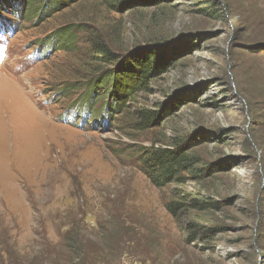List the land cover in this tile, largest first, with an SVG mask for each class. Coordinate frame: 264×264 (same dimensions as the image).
I'll return each mask as SVG.
<instances>
[{
    "label": "rangeland",
    "instance_id": "obj_1",
    "mask_svg": "<svg viewBox=\"0 0 264 264\" xmlns=\"http://www.w3.org/2000/svg\"><path fill=\"white\" fill-rule=\"evenodd\" d=\"M3 19L0 264H68L70 228L109 253L97 264H264V0H72L32 22ZM57 31L78 40L34 56L35 39ZM98 36L118 63L96 61ZM149 48L163 64L120 92V67ZM101 82L123 103L113 126L47 98ZM174 140L202 171L157 187L144 159ZM197 200L201 212L168 210ZM119 224L128 233L111 247Z\"/></svg>",
    "mask_w": 264,
    "mask_h": 264
},
{
    "label": "trees",
    "instance_id": "obj_2",
    "mask_svg": "<svg viewBox=\"0 0 264 264\" xmlns=\"http://www.w3.org/2000/svg\"><path fill=\"white\" fill-rule=\"evenodd\" d=\"M34 1L35 0H0V15L11 12V15L18 23L32 22L33 20L42 19L52 15L61 8L67 7L72 0H39V4L30 6ZM28 16L34 17L28 20ZM5 21L4 19L0 21V25ZM73 36V34H69L68 32L57 31L53 34L35 39V44H37L35 52L45 57V61L50 60L48 56L61 50V48H66L67 44H75V41L78 39L73 38ZM93 45L94 55L100 58L98 60L96 59L97 62L106 65L118 63V56L112 54V52L108 50V46L101 36L94 39ZM163 54V50L149 48L131 55L130 59L124 62L118 74L115 76L116 80L119 81L117 89H119L120 92H124L123 85L130 86L134 84V89L141 86L140 83L143 81L141 78H146L154 74L152 73V68H156V65L160 63V61V64H163L162 61L165 59H158L159 56ZM108 87L109 86L101 82L91 86L85 92L81 91L71 94V85H60L58 88L53 87V90H51L53 93H49L48 95H52V98H50L52 100H56L58 96L60 99H67L70 104L62 109L65 110V112L78 110L81 114L88 116V119L93 120L92 123L95 125H97L95 121H103L102 123L105 125L110 123L111 126H113L117 115L121 111L123 103L122 100L112 92H110V97L104 98L100 95L102 92L105 93L108 91ZM43 91L48 92V89L45 87ZM135 91L132 93L133 95ZM139 114L142 123L147 125L153 124V120L157 118V112L153 110H140ZM173 144L171 148H156L150 151L148 156L144 159V169L157 187H163L174 181H186L185 177L181 176L182 173L199 176L198 173L200 170L202 171V169L198 168V166L202 164L200 155L189 153L186 141L174 140ZM185 205L191 208L193 207V209L196 210L195 212H201V209L205 207L204 200H197L192 204L181 202L179 205H174L171 203L168 205V210L170 213L175 214L178 209H182ZM211 206H214V204H211ZM118 227H122L124 230H117ZM208 231L214 230L210 229ZM127 233V225L119 224L114 231L109 235L107 234V238L104 237V239H109V245L112 247L115 242L111 243V241H117L120 235L124 237ZM87 242V236L82 235L74 228L68 229L65 235V246L70 251L67 260L68 264H97L99 260H103V257H107L109 254L105 251L104 247L94 250L89 249Z\"/></svg>",
    "mask_w": 264,
    "mask_h": 264
}]
</instances>
